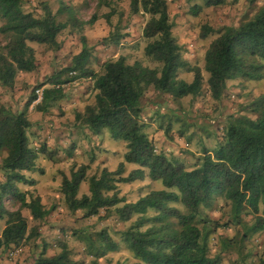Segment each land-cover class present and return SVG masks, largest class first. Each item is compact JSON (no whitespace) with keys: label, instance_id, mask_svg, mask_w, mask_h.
Segmentation results:
<instances>
[{"label":"trees","instance_id":"trees-1","mask_svg":"<svg viewBox=\"0 0 264 264\" xmlns=\"http://www.w3.org/2000/svg\"><path fill=\"white\" fill-rule=\"evenodd\" d=\"M202 2L205 6H216L224 0ZM23 5V0H0V19L3 20L0 33L4 35V44L0 45V85L4 88L13 87L18 73L36 69L34 48L29 43L57 49L60 46L57 37L69 24L78 27L98 18L94 12L87 22L79 21L74 8L63 3L55 13L43 3L41 15L25 10ZM102 6L111 7V0H97V7ZM201 9L202 5L194 4L190 11L196 15ZM113 11L111 8L104 14L106 20ZM130 11L149 16L142 26V37L146 39L143 52L156 65H144L139 60L131 62L121 54L104 61L96 71L88 66L91 51L82 36V49L72 57L70 66L62 70L63 75L59 72L49 79L50 86L42 90V99L36 105L37 110L46 111L63 95V84L80 77L90 78L93 99L82 111H75V127L86 129L88 138L106 132L125 146L123 160L113 170L104 167L88 175L94 157L89 163L81 164L72 159L69 172H62L60 192L74 219L116 216L119 221L130 223L118 230L119 240L112 237L107 226L74 234L84 242L85 252L93 262L124 244L135 258L146 264H222L221 255H211L209 247V236L218 224L202 209L214 206L216 200L222 198L231 212L225 225L240 222L242 212L249 210L254 220L245 224L244 235L264 229V94L246 106L254 116L229 115L218 127L220 135L216 145L209 148L202 144V152L193 162L157 147L142 121L146 92L151 90L155 97L167 96L174 101L200 95L204 77L200 67L185 56L183 46L173 35L174 24L167 0H130ZM65 12L68 18L61 20L58 15ZM209 34H216L204 54L206 90L211 99L218 101L224 97L229 80L264 78V2L238 25L219 29L202 25L200 36ZM121 37L117 35L111 40L118 43ZM181 72L190 73L192 79L186 81L179 77ZM36 87L22 110L13 111L0 105V152H5L0 160L3 176L0 218L4 220L0 248L12 260L26 243L33 241L25 264H81L65 240H58V253L47 254L48 244L41 229L36 224L29 226L22 213L27 208L36 223L48 220L51 208L41 201L40 195L22 190L19 184L37 183V179L26 172L43 171L38 164L40 155L53 162L61 159L56 147L48 148L45 142L37 147L32 145L28 109L36 98ZM154 114L164 116V108L156 105ZM175 117L182 120L180 115ZM171 122L169 118L166 124L162 121L158 124L169 141L174 139ZM188 125L175 131V135L186 137V146L193 137L187 134ZM74 147L73 144L65 149L66 157L75 155ZM126 163L136 167L125 173ZM146 178L150 185L160 181L161 187L150 189L134 201L120 194V184ZM84 181L88 190L79 195ZM14 200L18 201L17 208H7L6 202ZM40 244L35 252L33 249ZM257 264H264V258Z\"/></svg>","mask_w":264,"mask_h":264},{"label":"rangeland","instance_id":"rangeland-1","mask_svg":"<svg viewBox=\"0 0 264 264\" xmlns=\"http://www.w3.org/2000/svg\"><path fill=\"white\" fill-rule=\"evenodd\" d=\"M263 2L264 0H258L257 3L251 4L248 0H224V3L220 5L205 6L202 0H167L170 18L174 24L173 35L183 46L188 60L200 67L204 83L200 95H189L175 101L167 96L155 97V93L151 90L146 92L143 99L142 121L145 123L147 133L149 135L152 133L157 147H164L166 151L174 152L187 161L193 162L202 152V144L209 148L216 145L217 136L220 135L218 127L224 124L229 115L245 113L255 115L246 106L256 97L264 94V78L249 80L240 77L229 80L224 97L218 101L211 99L206 90L207 73L204 70V54L216 34L201 37L200 33L204 24L215 29L238 25L244 18L252 15ZM43 3H47L53 13L62 3L72 6L79 21L87 22L94 12H97L98 18L91 24L87 23L78 27L69 24L57 37L60 43L57 49L46 44L29 43L34 48L37 67L31 72L18 73L11 88L0 85V105L7 106L13 111L22 110L33 88L37 86L34 91L36 94V90L42 91L50 86L49 79L52 76L59 72L63 75L65 71L62 70L70 66L72 57L82 49V36L85 37V42L91 51L88 66L96 71L101 69L104 61L121 54L126 55L131 62L139 60L144 65L151 67L156 65V62L147 59L143 52L146 39L142 37V26L149 16L131 13L130 0H111V7L100 8L97 7V0H23V7L27 11L31 10L41 15ZM194 4L202 5V9L196 15L190 11ZM111 8H114L113 14L109 20H106L104 14ZM58 17L61 20H67L68 14L65 12ZM2 23L3 20L0 19V25ZM117 35L122 37L118 43H115L111 38ZM2 44H4V35L0 33V45ZM179 77L186 81L192 79V75L187 72H181ZM62 89L63 95L46 111L36 109V105L41 100L33 101L28 109V117L32 122L30 129L32 145L37 147L45 142L48 148L56 147L61 159L53 162L40 155L38 164L43 171L40 172L38 169L35 172H26L37 179V183L32 186L19 184L22 190L40 195L41 201L51 208V212L44 223L33 221L27 208H24L22 213L27 218L29 226L36 224L41 229L43 238L48 244L47 254L58 253L60 251L58 240H65L74 258L81 264H146L135 258L124 244H121L117 251L109 252L93 262V258L85 252L84 242L78 239V234H74L79 230L92 232L107 226L112 237L119 240L118 230L130 223V221L121 222L116 216L107 219H100L97 216L74 219L60 192L62 172H69L72 159L81 164L89 163L94 157L87 171L88 175L96 174L104 167L113 170L123 160L125 146L123 142L116 141L106 132L99 137L89 136L88 138L86 129L83 131V128L74 125L75 111H82L87 103L92 102L94 94L92 79L80 77L63 84ZM156 105L164 108V116L154 114ZM170 110L174 112L171 113ZM176 115H180L182 120H177ZM169 118L175 122H171L174 135L172 141H169L164 136L163 130L158 128L159 122L166 124ZM185 125L190 126L187 134L193 135L188 146L185 145L186 137L181 138L175 135V131L180 127L184 128ZM73 144L75 155L71 158L66 157L65 149ZM4 154L5 152H0V160ZM132 166L126 163L125 173L131 170ZM2 179L0 169V180ZM148 182L146 178L129 184H120V194L125 195L127 200L134 201L150 189L161 187L160 181H158L159 184L151 183V185ZM87 190L88 184L84 181L78 194L81 195ZM17 206V200L6 202V207L9 209H15ZM178 207L184 210L181 205ZM202 211L218 224L209 236V247L211 255H221L222 264H257L261 257L264 258V229L244 235L245 224H251L254 220L253 215L248 213L249 210L242 212L240 222H232L229 225H225L224 222H229L231 212L229 205L222 198H218L214 206L203 208ZM3 221L0 218V226ZM32 246L33 241L26 243L11 262L19 259L26 261V258L30 257ZM40 247L41 244L33 250L37 251ZM4 256L8 259L7 255Z\"/></svg>","mask_w":264,"mask_h":264},{"label":"crops","instance_id":"crops-1","mask_svg":"<svg viewBox=\"0 0 264 264\" xmlns=\"http://www.w3.org/2000/svg\"><path fill=\"white\" fill-rule=\"evenodd\" d=\"M133 166L131 167V169L133 167H136L135 164H132ZM4 227V221H3V224L0 226V233H1V230L2 228ZM4 255H7V253H4V251H2V249L0 248V264H25V261L23 262L22 259H19L15 262H11L10 259H7ZM18 255H16L14 258H16ZM13 258V259H14Z\"/></svg>","mask_w":264,"mask_h":264},{"label":"built area","instance_id":"built-area-1","mask_svg":"<svg viewBox=\"0 0 264 264\" xmlns=\"http://www.w3.org/2000/svg\"><path fill=\"white\" fill-rule=\"evenodd\" d=\"M42 99V91L36 90V98L34 99L35 102H38Z\"/></svg>","mask_w":264,"mask_h":264}]
</instances>
